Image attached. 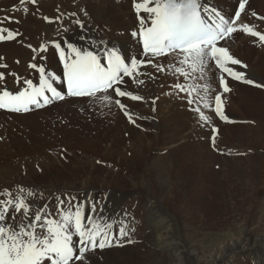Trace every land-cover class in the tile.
<instances>
[{
    "label": "bare ground",
    "instance_id": "bare-ground-1",
    "mask_svg": "<svg viewBox=\"0 0 264 264\" xmlns=\"http://www.w3.org/2000/svg\"><path fill=\"white\" fill-rule=\"evenodd\" d=\"M56 1L35 0V3H33L32 0H24L22 3L21 0H0V28L19 32L17 27H13L15 23L22 27L26 37L29 36V38L17 36L12 41H0V57L3 58L0 60V63L4 62L7 64L6 68L0 70V73L5 74V81L0 82V92L9 90L13 94H16L18 90H24L26 87L24 85L25 79L32 80L34 86L38 87L39 73L35 69L28 67L30 63L45 67L47 72L55 74L58 80H62L63 63L60 61L55 49L51 47V43H43V45L49 48L46 53L32 51V47L34 46L32 44L36 42L34 35L44 30L48 24L45 19L46 15L51 16L53 13L50 12L49 8L43 6L42 9L40 6L45 4L52 6L56 4ZM86 1L87 6H84L83 10L81 9L82 12H80L79 19L85 21L86 10L96 12L94 16L87 17L85 22L86 27L81 30L78 25L72 24L74 30L69 32L64 38L60 40L56 39L55 41L61 42L63 45V42L67 40L78 48L85 47L98 54H102L104 47L108 46L114 48L128 63H130L132 58H136L137 60L152 59L154 64H162L165 70L158 72L151 65L141 68L140 70L145 73L140 77V79L144 80L143 84H138L131 78H125L126 82L120 85V87L123 90L142 96L143 100L141 101H132L127 97L117 98L114 92H112L114 99H121L122 103L127 106V111L131 113L134 123L130 122L129 118L124 115V112L114 103L106 106L98 100L93 103L92 99L88 97L66 96L64 101H56L41 108L33 107L28 113H14L0 109V153L5 152L8 155L16 156L18 154L25 155L24 153H38L44 150L47 152V150L52 149L53 143L62 148L64 140L69 134L68 129L77 133H91L90 135H93L94 138L91 136L89 140L86 138L89 142L93 141V139L96 140L97 138L95 137L101 135L103 142L98 147L100 148L99 151L104 153V156L107 158H103V160L108 161L106 164H109V166L107 165L109 169L105 168L106 170H104L107 176H98L97 180L100 183L98 186H92L89 189L82 187L78 190H73L71 197L73 198L72 202L86 201L85 209L87 214L93 215L94 219H103L108 209H113L112 206L115 202L112 199L101 197V193H105L104 191L109 193L104 186L112 188L107 185L108 180L113 176L109 170L115 169L116 166H122L129 173H133L139 167L142 168V182L140 181L139 185L137 183V185L133 186L130 192L141 194L139 207L145 210L146 221H148L144 239L154 250V253L152 257L150 256V259L145 260V254L134 252L130 246L122 247V251L120 252L134 257L139 261V263L136 262L138 264H264V176L261 180L258 179L260 173L264 175V152L261 151L263 153L261 154L262 156H254V159L256 158L258 161L262 159V163L255 162L253 166H250L251 171L249 174L253 175V180L249 181L245 178L247 168L239 156L228 157L226 155L225 168L221 169L223 166H220V162H214L216 155L208 149V144L212 138L213 126L217 129L216 134L226 135L228 133L231 135L229 133V126L236 125L233 128H237L238 131L235 130L236 133L234 131L232 133L240 135L241 141H244L247 136L257 135L262 139L260 148L264 151V88H256L252 85L232 80L226 74L220 73L215 68L214 62L210 68L205 70L202 76L199 72L192 73L187 65H183L182 67L185 68V71H188L190 74V79L185 81L184 77L175 73V67L181 66L178 62L182 57L171 54L167 56V62L164 57H145L144 53L140 50L138 39L131 36L133 31L139 30V20L134 9V3L137 0H115L116 5L114 7H103L102 2L104 0ZM203 3L206 7L219 10L226 18L233 17L235 11L238 9L236 7L238 0H203ZM253 12L257 16L264 17V0H249L247 14H242L239 23H248L255 30L264 33V20L256 19L252 15ZM141 15L146 17L147 14L141 13ZM96 17H99L103 22H105L103 17L114 21V30L110 29L105 22L110 31L107 36L101 35L100 28L93 27L88 23V19ZM7 18H11V20ZM118 21L121 22L118 23ZM91 23L93 24V22ZM3 34L6 35L7 33L4 32ZM82 36L87 37V39H82ZM234 37V39L224 46H228L230 54L246 64L247 67L241 68L239 65H230V67L244 72L246 78L252 79L255 83L264 84V45L261 44L258 38L250 37L243 33H236ZM124 38L125 40H123ZM30 44L32 47H29ZM221 44H224V42H221ZM34 56H37V59L34 60ZM41 56L46 57V59H41ZM19 58L21 59L18 60L17 65L16 61ZM15 63L18 66V71L10 72V68ZM14 70H16L15 67ZM8 73H15L16 75H8ZM221 75L229 83L231 90L228 93H223V90L219 88V78ZM17 76L19 77V82L17 81ZM177 83L185 84V91L176 89L175 84ZM206 83L211 89L207 96L211 108L204 109L202 103L199 106L204 111V114L210 117V123L201 126L198 120L199 114L189 110L187 103L188 86L191 85V96L198 100L199 95L204 94L202 86ZM54 86L64 93L63 84L57 83ZM250 86L256 91V102L260 105V110L263 109V112L260 111L258 115L255 114L257 117L255 119L258 121L256 124L244 123L243 116L234 112L236 107L244 100L245 95L242 97V94H245L244 89ZM109 91L111 92V90ZM216 94L222 95V107L229 121L226 125H222V122H220L219 117L215 115L213 110ZM160 105H163L162 108ZM225 106H229L230 109H225ZM39 114L43 117L41 122L38 119ZM156 116L157 120L153 118ZM97 123V130L88 131V128L93 124L96 127ZM49 124L58 127L56 131L59 132L54 134L53 137H42L38 140V134L46 135L49 133L48 128L44 129ZM118 126L123 130V134H121L123 137L117 138L118 142H115L113 133L116 132L115 129L117 130ZM20 127H24L25 131L22 132L19 129ZM200 134L202 135L201 141L197 140ZM26 142L29 146L21 149L16 154L14 152V144L19 143L16 145L21 147L20 143ZM91 143L82 145L81 147L83 149H96L97 144ZM66 148L70 150L74 149L71 146ZM59 155L63 159L60 162V166L62 169H66L65 161L68 159L66 158L67 155L65 156L63 153H59ZM179 156L181 157L180 159ZM10 158L12 157L7 159ZM191 158L198 159L197 163H193L192 165ZM203 160H205V163ZM144 162L145 165L142 164ZM215 165L219 166V169L215 171L219 170L218 173L223 172V177L226 181L233 180L234 182L244 184L246 190H250L257 196V203L262 202L263 204V209L259 210L262 216L259 220H255V222L248 218L243 220L241 222L243 230L241 235L236 239L222 242L221 244L201 247L195 242L194 237L197 235L194 234L195 236H193L192 231L194 227L197 229L198 225L202 227L212 225L208 219L209 217L205 215L204 209L208 206L206 185L210 176L216 173L213 170ZM129 181L132 182V180ZM258 184L260 185L259 188L257 187ZM21 187L18 189L16 187V190H13L14 192L10 190V196L6 195L5 190L1 189L0 200L11 198L15 201L17 197H23L26 203L30 202L32 209L29 213H32V218H29L26 223L34 219L37 211H43L49 214V218L59 220L61 213L58 209V198L65 201L63 210L65 212L69 210L68 201L66 200L68 197L64 195L59 196L54 192L52 195L50 194V198L45 199L38 193L26 187ZM29 193L32 194L31 198L28 195ZM110 193L113 195L112 192ZM144 195H147L148 200ZM87 197H89V200H86ZM230 198L233 201L229 203L230 209L243 208V199H237V195H234V198ZM96 201L95 206L97 208L95 207L96 210L92 213L91 206ZM227 203L226 198L225 204L227 205ZM116 205L118 204L116 203ZM248 211L254 212L250 207ZM14 216L15 218H13V212L10 211L5 221L6 224H10L13 228H15V225L11 222L17 221L24 214L21 212L14 214ZM128 222L129 220L125 221L127 224ZM128 225L130 229L135 230L136 227L132 223ZM37 231L39 232L41 229L38 227ZM133 231H130L129 234L132 233L133 235ZM208 237L210 236L208 235ZM78 239L76 236L75 241ZM198 239L200 238L198 237ZM147 254L149 255L150 253ZM116 259H104V256L99 258L98 256L92 257L93 264H121L122 261L118 262Z\"/></svg>",
    "mask_w": 264,
    "mask_h": 264
},
{
    "label": "snow or ice",
    "instance_id": "snow-or-ice-1",
    "mask_svg": "<svg viewBox=\"0 0 264 264\" xmlns=\"http://www.w3.org/2000/svg\"><path fill=\"white\" fill-rule=\"evenodd\" d=\"M21 2L23 3L24 0ZM32 2L35 3V0ZM248 3L249 0H238V9L234 16L226 18L219 10L206 7L203 0H137L134 9L139 20V30L133 31L131 36L142 44L145 57H164L166 62L169 54L182 57L178 62L181 66L175 67V73L184 77L185 81L190 79V74L185 71L183 65H187L192 73L199 72L202 76L214 62L215 68L232 80L256 88H264V84L255 83L252 79L246 78L244 72L230 67V65H239L241 68H246L247 65L231 55L228 46H224L235 38L236 33L256 37L264 45V33L255 30L248 23H239L242 14H247ZM141 13L147 14L146 17ZM70 15L77 17L72 21L73 24L78 25L81 30L86 27L85 21L79 19L76 13ZM252 15L256 19L264 20V17L257 16L254 12ZM7 19L11 20V18ZM63 31L67 32L69 29L65 28ZM4 32L7 34L4 35ZM19 35V32L0 28V41H12ZM82 39L87 37L82 36ZM51 47L55 49L63 63L62 80H58L55 74L47 72L45 67L30 63L28 67L39 73V86L36 87L32 80L25 79L24 90H18L16 94L3 90L0 92V109L14 113H28L33 107L41 108L56 101H64L66 96L88 97L93 103L97 100L106 106L114 103L129 121L134 123L127 106L121 99H114L112 92L117 98L127 97L132 101H141L142 96L120 87L126 82L125 78L143 84L144 80L140 77L145 73L140 70L141 68L151 65L158 72L165 70L162 64H154L152 59L132 58L128 63L114 48L108 46L104 47L102 54L87 48H78L67 40L63 45L61 42L53 41ZM48 50L49 48L43 44L38 50L32 49L33 52L39 53H46ZM40 58L46 59L43 56ZM2 59L0 57V60ZM33 59H37V56ZM6 67V64L0 63V68ZM8 75L16 74L8 73ZM4 81L5 74L0 73V82ZM17 81L19 82L18 76ZM57 83L66 84V94L54 86ZM175 88L185 91V84L177 83ZM219 88L223 93L231 90L223 75L219 78ZM202 89L204 94L197 93L199 95L197 100L191 96V85H189L187 103L190 111L199 114L198 120L201 126H204L210 123V117L204 114L199 105L202 103L204 109L211 108L207 99L211 89L207 83ZM213 110L221 121L229 122L222 107L221 94L215 95ZM216 133L217 129L213 126V144ZM6 195L11 194L6 193ZM28 195L31 198L32 194ZM67 199L69 210L65 212L63 210L65 201L58 198V209L61 213L59 220L49 218V214L43 211H37L31 222H21L18 229L6 224L5 221L10 211L13 212V218H15L14 214L23 212L26 220L30 212L29 204L23 197H17L15 201L11 198L0 200V264H75L76 261L80 264H93L92 257L102 253L106 247H111L113 241L119 243L134 230L130 229L127 223H123L119 228V238L110 235V230L114 227L113 223L101 218L94 219L93 215L87 214L83 202L77 201L72 204L73 198ZM96 203H92V213L95 212ZM38 227L41 229L39 232ZM74 236L79 238L78 248ZM127 242L131 243V240ZM97 249L100 250L99 253ZM88 253H91V256Z\"/></svg>",
    "mask_w": 264,
    "mask_h": 264
},
{
    "label": "rangeland",
    "instance_id": "rangeland-1",
    "mask_svg": "<svg viewBox=\"0 0 264 264\" xmlns=\"http://www.w3.org/2000/svg\"><path fill=\"white\" fill-rule=\"evenodd\" d=\"M45 5H41L40 8L43 9V6H44L46 8H49L50 12L51 13L53 12V13L51 14V16H48V14L46 15V18H48L47 20L48 24L46 25L44 30L34 35V39H36V42L35 44H32L34 45L33 47L31 46V44L29 45L34 49L36 48L38 49V46L40 47V45L43 43H47V42L51 43L55 41L56 39L60 40L64 38L65 36H67L69 32H72L74 30L72 21L76 19L77 17L71 16L70 14L76 13L78 18H80V12H82L84 6H87V1L86 0H57L55 5H52V6H50V4H45ZM115 5H116L115 0H104L102 2L103 7H114ZM236 7L238 8V4H236ZM86 13H87V16L83 15L84 18H86L85 22L87 20V17L94 16L96 12H92L91 10H86ZM97 18L99 17H96L94 19H88V23H90L93 27L100 28L99 31L101 35L104 34L105 36H107L109 34L110 29L114 30V26H115L114 21L106 17L105 18L103 17V20L108 24L110 28L108 29V26L106 25V23L101 21L100 18L99 19ZM48 21H53V22H48ZM90 21L93 22V24ZM120 22L121 21H118V23ZM13 27L18 28V31L20 33L19 37L29 38V36L26 37V35H24V30L22 29L21 26L14 23ZM65 28L69 29V31L67 32L63 31V29ZM123 40H125V38ZM20 59L21 58L17 59L16 61L17 65L19 62L18 60ZM16 63L14 66L10 68L11 70L10 72L18 71V66L16 65ZM2 64H5V63L3 62ZM14 67L16 70H14ZM0 70H2V68H0ZM244 92L245 94L244 93L242 94V97L245 95L244 100H242L243 102L239 106L235 105L237 107L235 110L234 109L233 110L236 114L243 116L245 120L244 123L246 122L248 124H256L258 123V121H256L255 119L257 118L256 115H258L260 111L263 112V109L260 110V105L256 102L257 94H256L255 89L252 86L245 88ZM162 106L160 105L161 108ZM225 107L224 108L227 110L230 109L229 106H225ZM42 118H43L42 115L39 114L38 115L39 122H41ZM153 118L157 120V116ZM220 122H222V125L227 124L226 121L220 120ZM117 124H120V123H117ZM94 126L95 124H93L90 128H88V131L97 130L98 123L96 124V127ZM235 126L236 125L229 126V129H230L229 133H231V135L228 133L226 135L216 134L215 144H213V141L211 138V142H209L208 144L209 146L208 149H210L216 155L214 162L216 163L220 162V166L221 165L223 166L221 167V169L225 168L224 163H225V159L227 158L226 155L228 157L234 156V155L235 157L239 156L241 158V161L244 163V166H246L247 168V171H245V178L249 181H252L253 175L249 174L251 171L250 166H253V163L255 164V162L262 163V159H260L259 161L256 158L254 159L255 155L259 157V156H262L261 154H263L262 152H264L262 148H260L261 147L260 142L262 139L259 138L257 135L255 136L252 135V136H247V138L244 139V141H241V139L239 138L240 135L234 134L236 133L235 130H237V128H233ZM47 128H48L49 133L46 135L38 134L39 135L38 140L41 139L42 137H45V138L53 137L54 134L59 132V131L58 132L56 131V128L58 127H54L53 124H49V126L45 127L44 129L46 130ZM19 129L22 132L25 131L24 127H20ZM115 131L116 132L113 133L114 134L113 138H115V142H118V139L123 137L121 135L123 134V130H121L120 126H118L117 130L115 129ZM233 131L234 133H232ZM68 133L69 134L65 138L62 148L61 146H58L57 144L53 143L52 149L47 150V152L46 150H44V151H39L38 153L37 152L28 153V154L24 153L25 155L18 154L16 156L8 155L5 152L0 153V193H1V189L5 190L6 193H9L10 190L15 191L16 187L18 189L19 187L23 186L21 188L26 187L29 190L36 192L40 196L47 199V198H50L54 192H56L59 196L64 195L66 197H71L72 195L71 192L73 190H78L82 187L85 189H89L92 186L100 185L97 179L99 177H106L107 174L104 173L106 172L104 170L109 169L108 168L109 164H106L108 161L103 160V158L104 159H107V158L104 156V153L99 151L100 143L103 142V138L100 135L99 137L98 136L95 137L97 138L96 140L93 139V141H91L94 144H97L96 149H91V148L83 149L81 146L85 144H90L91 142H89L88 140L90 136L93 138L94 136L90 135L91 133H87V134L77 133L69 129H68ZM199 136L200 137H197V140L201 141L202 135L200 134ZM228 140H229V143H228ZM232 142H234L233 144L235 143L236 144L233 145ZM16 144H19V143H16ZM16 144H14L13 146L14 152L16 154L21 149H25L26 146H29L27 142L20 143L21 147H18ZM69 146L74 147V149L70 150L66 148ZM97 148L99 149L97 150ZM59 153H63L65 156L67 155L66 158L68 159L65 161V164L67 166L66 169H62V167L60 166V162L63 161V159L60 158ZM9 157H12V158L7 159ZM180 158L181 157L179 156V159ZM216 159H219V160H216ZM190 161H192V165H193V163H197L198 159L191 158ZM203 162L205 163V160H203ZM228 162H231V161H228ZM142 164L145 165V162ZM140 165H141V162H140ZM216 166L217 165H215V167L213 168L214 171L219 169V166L217 167ZM116 167L115 169H112L114 173H112L113 172L112 170H109L111 171V174L113 176L110 177L107 185L111 186L112 188L104 186V188H106L109 191V193L107 191H104L105 193H101V197H104L106 199H112L115 201L114 205L112 206L113 209L111 210L108 209V212H106V214L103 211L105 214L103 219L107 220L110 223L111 222L113 223L114 227L113 229H111V232H112L111 235H115L117 238H119V228L121 224L125 223V221L129 220L128 224L132 223L136 227L135 228L136 231L135 230L133 231V235L131 233L128 236L124 237L122 241H120L119 243H117V241H113V244L111 247H106L102 251V253L96 256H98V258L104 256V259L117 258L116 261L118 262L122 261L121 264H138L139 261L136 260L134 257H131L128 254L126 255L120 251H122V247L130 246L131 248H133L134 252L136 251L138 254H142V253L145 254V258H146L145 260L150 259L154 253V250L151 248V246L147 244V241L144 239L145 238L144 233L146 231L148 221H146L145 210L139 207V203L141 202V194L139 193L140 194L139 195L136 192L135 193L130 192L133 186L137 185V183L139 185L142 182V177H143L142 168L139 167L140 169L138 168L135 172L129 173L128 170L125 169L124 167L122 168V166H116ZM236 167L238 166L236 165ZM246 168L244 167V169ZM215 172L216 173L211 175L207 181L206 198H207L208 206L205 207L206 209H204V212L206 213L205 215L209 217L208 219L212 225L204 226V227L198 225L197 229L194 227V230H193L194 233L192 231L193 236L197 235L194 237L195 242H197V244H199L201 247L221 244L222 242L236 239L237 237H239V235H241V232L243 230L242 223H241L243 222V220H246V218H248L249 220H253V222H255V220H259V218L262 216L261 211L259 210L263 209L262 208L263 204L262 202H260L259 204L257 203L256 195H254L250 190H246L244 188V184L234 182L233 180L226 181V179H224L223 177L224 176L223 172L218 173L219 170ZM62 173H63V176H62ZM263 176L264 175L260 173L258 175V179L261 180ZM129 180H132V182H130ZM257 187L259 188L260 185L258 184ZM111 189H114V190H111ZM110 192H112L113 195H111ZM234 195L235 196L237 195V199H243V202H242L243 208H238L236 210L230 209L229 203L233 202L230 197L234 198ZM144 196L146 199L148 198L147 195H144ZM226 198L228 201L227 205L225 204ZM66 200L68 201L67 204H68V209H69V200L68 199ZM86 200H89V197H87ZM71 203L75 204L76 202L71 201ZM83 203L85 204L86 201H84ZM116 203L118 205H116ZM28 204L30 205V210H31L32 209L31 203L29 202ZM95 207L97 208V206ZM249 207L254 211L253 213L248 211ZM72 210L74 211V209ZM142 213L144 214L143 216H142ZM29 218H32V213H29L26 220H25V217L23 216V217H20V219H18L17 221H14V222L12 221L11 223H13V225H15V228H17L21 222L26 223V221ZM204 234L206 235V237ZM208 235L210 237H208ZM198 237L200 239H198ZM75 239H76V236H74V242L77 244L79 239L76 241ZM128 240H131V243H128L127 242ZM219 241L221 242L219 243ZM78 246L79 244H77V248ZM97 252L99 253L100 250L97 249ZM147 253H150V254L148 255ZM88 255L91 256V253H88ZM75 264H80V262L76 261Z\"/></svg>",
    "mask_w": 264,
    "mask_h": 264
}]
</instances>
